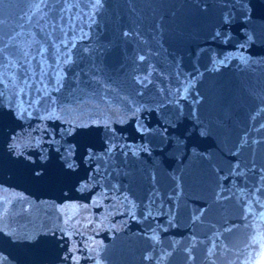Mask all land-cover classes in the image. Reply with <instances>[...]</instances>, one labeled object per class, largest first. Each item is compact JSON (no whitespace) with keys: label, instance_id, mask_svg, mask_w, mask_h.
I'll return each mask as SVG.
<instances>
[{"label":"water","instance_id":"95a60500","mask_svg":"<svg viewBox=\"0 0 264 264\" xmlns=\"http://www.w3.org/2000/svg\"><path fill=\"white\" fill-rule=\"evenodd\" d=\"M0 264H264V0H0Z\"/></svg>","mask_w":264,"mask_h":264},{"label":"snow or ice","instance_id":"6c2138e0","mask_svg":"<svg viewBox=\"0 0 264 264\" xmlns=\"http://www.w3.org/2000/svg\"><path fill=\"white\" fill-rule=\"evenodd\" d=\"M141 59H143V58L141 57Z\"/></svg>","mask_w":264,"mask_h":264}]
</instances>
